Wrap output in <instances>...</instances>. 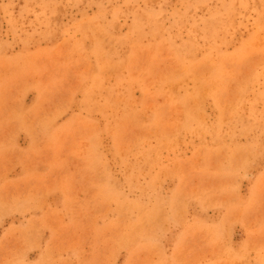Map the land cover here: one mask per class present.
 Segmentation results:
<instances>
[{
  "label": "rangeland",
  "instance_id": "obj_1",
  "mask_svg": "<svg viewBox=\"0 0 264 264\" xmlns=\"http://www.w3.org/2000/svg\"><path fill=\"white\" fill-rule=\"evenodd\" d=\"M0 264H264V0H0Z\"/></svg>",
  "mask_w": 264,
  "mask_h": 264
}]
</instances>
